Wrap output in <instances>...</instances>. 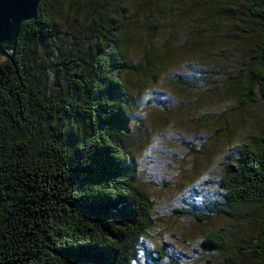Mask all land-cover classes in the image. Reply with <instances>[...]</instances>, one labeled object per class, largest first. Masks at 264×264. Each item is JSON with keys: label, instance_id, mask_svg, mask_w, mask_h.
Here are the masks:
<instances>
[{"label": "trees", "instance_id": "1", "mask_svg": "<svg viewBox=\"0 0 264 264\" xmlns=\"http://www.w3.org/2000/svg\"><path fill=\"white\" fill-rule=\"evenodd\" d=\"M159 1L40 0L10 56L0 54V264H133L155 223L154 201L136 183L134 167L124 165L116 140L132 120L121 103L123 74L142 70L126 55L139 41L137 15L150 29L164 25ZM214 1L237 9L238 0ZM246 2L262 22L256 47L246 45L241 26L211 42L224 50L229 35L249 56L251 66L228 80L242 90L235 95L243 106L264 102V0ZM170 59L155 58L152 48L144 55L158 73ZM252 126L225 164L224 206L175 213L257 224L260 240L243 258L264 264V118ZM227 238L226 230L211 231L202 246L223 253Z\"/></svg>", "mask_w": 264, "mask_h": 264}, {"label": "rangeland", "instance_id": "2", "mask_svg": "<svg viewBox=\"0 0 264 264\" xmlns=\"http://www.w3.org/2000/svg\"><path fill=\"white\" fill-rule=\"evenodd\" d=\"M170 1L171 9L165 0L157 2L164 25L153 22L150 29L145 15H137L139 41L126 52L142 70L123 74L127 93L121 103L132 120L128 135L116 143L124 165L134 167L136 183L153 199L155 219L133 264H248L243 257L250 243L258 241L260 226L224 217L202 222L175 210L202 214L225 204L220 186L225 164L254 129L252 120L264 118V102L243 106L235 95L242 90L228 81L238 67L251 66L237 40L228 35L224 50L211 42L234 35L241 26L246 45L256 47L262 22L250 14L246 0L233 2L236 10L225 1ZM147 48L155 58L171 56V64L156 72L145 63ZM218 229L229 236L223 253L202 246Z\"/></svg>", "mask_w": 264, "mask_h": 264}, {"label": "water", "instance_id": "3", "mask_svg": "<svg viewBox=\"0 0 264 264\" xmlns=\"http://www.w3.org/2000/svg\"><path fill=\"white\" fill-rule=\"evenodd\" d=\"M40 0H0V54L10 56L24 21L34 18Z\"/></svg>", "mask_w": 264, "mask_h": 264}]
</instances>
